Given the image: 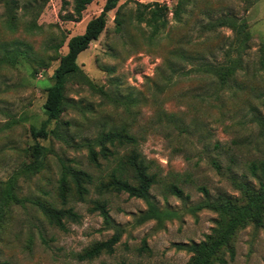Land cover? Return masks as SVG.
Returning a JSON list of instances; mask_svg holds the SVG:
<instances>
[{
    "label": "rangeland",
    "instance_id": "1",
    "mask_svg": "<svg viewBox=\"0 0 264 264\" xmlns=\"http://www.w3.org/2000/svg\"><path fill=\"white\" fill-rule=\"evenodd\" d=\"M154 1L168 7L166 24L156 33L145 8ZM104 2L92 0L78 18L76 0H0V182L31 161L35 142L45 148L42 169L17 179L22 203L8 206L0 227V264L185 263L191 253L182 245L203 240L218 217L194 208L205 200L202 188L211 199L241 200L235 183L259 185L249 166L264 161V0H120L98 39L78 55L81 74L67 80L60 122L48 123L57 132L31 136L30 125L46 119L45 89L68 40L84 31ZM222 15L247 23L249 39L237 50L231 28L208 27ZM231 56L237 69L221 85L202 63L225 64ZM110 130L125 131L136 143L108 144L113 154L104 158L95 140ZM90 144L98 167L88 158ZM131 149L155 176L149 193L156 216L141 198L96 189L119 173ZM63 166L92 175L84 200L73 188L61 203ZM121 175L134 182L129 170ZM35 200L72 208L78 218L63 217V228L51 224ZM95 200L105 201L121 237L112 253L80 259L84 249L115 231L92 209ZM233 246L226 264H264V225L237 231Z\"/></svg>",
    "mask_w": 264,
    "mask_h": 264
},
{
    "label": "trees",
    "instance_id": "2",
    "mask_svg": "<svg viewBox=\"0 0 264 264\" xmlns=\"http://www.w3.org/2000/svg\"><path fill=\"white\" fill-rule=\"evenodd\" d=\"M92 0H76L75 14L81 17L83 10ZM120 0H105L103 7L98 15L90 18L80 34L72 36L67 43V51L59 58L58 64L52 73V83L46 87V97L43 104L46 119L39 126L30 125L29 131L33 138L47 137L49 134H55L57 130L48 127L51 121L60 122V116L65 110L64 89L68 78L81 74L78 55L86 50L91 42L98 39L99 35L105 29L107 24V14L113 10ZM145 8L149 9V16L146 23L151 26L152 31H159V26L166 24V12L168 7L160 5L157 1L148 3ZM174 10L176 18L179 17L181 5L177 4ZM142 13L138 14V19L142 21ZM220 26H227L236 34V49L249 39L247 23L236 19L233 15H222L215 21L209 23L210 29ZM207 72L214 74L221 85H226L237 69V60L232 56L228 58L225 64H213L209 62L202 63ZM136 143V138L122 130H110L102 133L95 140V145L100 147L99 152L102 157L107 158L113 154L108 147L110 145H125ZM88 158L95 165L100 166L97 157V151L94 144L88 145ZM45 148L38 142L31 147V161L25 163L20 169L11 174L6 180L0 182V227L6 219L7 208L10 204H20L22 200L16 194L17 179L21 176L26 177L39 172L44 164ZM124 168L131 172L133 183L121 175ZM250 171L256 177L261 178L259 185L248 182H237L236 187L241 192V200L232 196H218L215 199L209 197L208 191L202 188L205 200L199 202L194 208L196 210L207 208L217 212L214 226L210 232L205 234L203 240L191 242L188 245H182L191 253L188 261L181 264H226L225 253L229 258L234 256L233 238L237 231L243 229L249 224L255 226L264 225V161L250 163ZM118 172H112L109 178L100 180L95 186L98 192H125L130 197L141 198L149 205L150 214L156 216V209L150 201V188L155 182L154 174L148 173V164L143 157L135 150L131 149L123 155V160L119 162ZM92 175L81 169H75L69 166H63L58 185V196L62 204L67 202L68 196L74 188L77 198L84 200V195L88 192L87 184H92ZM73 185V187H72ZM179 198L183 192L176 185L170 189ZM93 210H98L103 217L104 223L115 228L114 233L107 239L97 241L79 254L80 259H92L102 252L112 253L115 244L119 241L122 228L113 222L105 201H93ZM34 203L40 209L46 220L59 227H64L62 218L68 217L77 220L78 215L72 208H56L47 201L35 200Z\"/></svg>",
    "mask_w": 264,
    "mask_h": 264
}]
</instances>
